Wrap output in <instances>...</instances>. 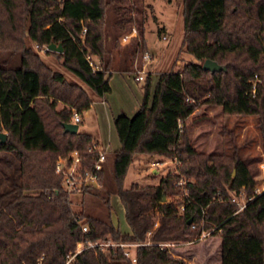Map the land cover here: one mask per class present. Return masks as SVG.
I'll return each instance as SVG.
<instances>
[{
  "label": "trees",
  "instance_id": "1",
  "mask_svg": "<svg viewBox=\"0 0 264 264\" xmlns=\"http://www.w3.org/2000/svg\"><path fill=\"white\" fill-rule=\"evenodd\" d=\"M110 3L0 0V130L8 133L0 149L16 151L21 159L20 181L0 193V264H66L78 242L107 237L138 242L136 261L121 245H95L83 247L71 264H185L162 243L197 240L212 228L210 234L221 238V264H264V190L255 193L256 173L238 152L195 149L185 125L199 99L206 98L205 103L221 105L226 114L257 115L264 150V0H182L183 46L198 60L209 58L224 68L211 71L192 61L181 70L160 73L155 87L147 75L136 113L114 118L121 146L113 154L114 186L108 193L120 197L131 231L115 222L109 197L106 216L74 208L55 165L60 154L74 149L94 162L95 155L87 151L93 136L64 127L73 121V109L82 115L93 99L82 85L50 67L33 42L40 49L62 43L63 52H45L56 54L103 97L111 91ZM140 33L145 50V28ZM88 55L97 57L100 69L93 68ZM136 153L177 156L179 170L168 171L159 183L126 186ZM106 173L107 165L100 172L104 185ZM181 177L185 188L177 184ZM242 187L255 196L238 210L230 198ZM219 189L224 200L216 197ZM99 191L87 186L81 193L85 198ZM168 195L173 197L167 200ZM77 217L89 224V231H83Z\"/></svg>",
  "mask_w": 264,
  "mask_h": 264
},
{
  "label": "rangeland",
  "instance_id": "2",
  "mask_svg": "<svg viewBox=\"0 0 264 264\" xmlns=\"http://www.w3.org/2000/svg\"><path fill=\"white\" fill-rule=\"evenodd\" d=\"M140 28H145V50ZM131 30L135 33L133 37L124 40L126 33ZM107 33L108 57L111 59V66L116 70L115 74L109 77L113 89L108 93L109 96L107 95L109 102H107V108L110 107L108 109L111 119L108 120L103 112L105 106L97 103L82 112L80 123V131L96 134L99 124L97 118L101 117L103 135L111 140L106 184L98 188L100 190L98 194L90 193L83 198L81 192H73L70 194V199L78 211L86 208L92 214L106 216L108 205L105 200L109 197L115 222H121V227L127 228V222L123 223L124 207L120 197L115 192L108 193L114 186L111 176L113 154L115 146L119 145L113 118L123 113L121 108H125L129 116L136 113L138 109L134 108V102L142 92L144 81L128 78L125 74L122 75L119 69L133 65V74H142L135 68L137 65L145 70L143 74L145 78L150 75L155 87L160 73L181 70L192 61L203 64L205 60H198L182 44L184 35L182 0H111L107 11ZM33 46L50 67L62 72L68 81L82 85L92 97H98L80 77L62 64V59L56 54H47L43 50L45 46L40 49L34 42ZM146 53L151 56L148 60L144 57ZM93 59L98 60L95 56ZM256 78L257 75L252 80L254 84ZM205 100L206 98H200L198 107L185 120L194 148L204 153H240L256 173L257 184L263 185L264 150L262 134L258 127V116L226 114L221 105L207 104ZM62 106L63 103L58 105L59 108ZM177 168L175 160H172L170 156L136 153L126 175L125 185L129 186L135 181L140 184L159 183L163 175L168 171H178ZM20 176L21 159L18 153L0 149V193L18 183ZM46 192H51V189H46ZM172 197L168 195L167 200ZM158 221L157 213L155 222ZM169 242L167 246L171 252L175 256L183 257L185 264H221V238L217 234H207L197 240ZM129 248L135 253V246ZM73 259L70 261L72 262Z\"/></svg>",
  "mask_w": 264,
  "mask_h": 264
},
{
  "label": "built area",
  "instance_id": "3",
  "mask_svg": "<svg viewBox=\"0 0 264 264\" xmlns=\"http://www.w3.org/2000/svg\"><path fill=\"white\" fill-rule=\"evenodd\" d=\"M86 28H84V32H86ZM130 35L126 34L124 36V40L128 38ZM38 46V45H37ZM44 51L48 50V46L44 45ZM147 60L151 58L149 53H146L144 56ZM87 59L89 60L90 64L93 66L95 70L100 69L99 60L95 61L92 55H88ZM138 64V63H136ZM135 68L139 73L136 74L135 79L138 81L144 80L145 76L143 75L145 70L140 69L137 65ZM255 90V88H253ZM82 121L81 114L78 110L73 109V121L74 123H79ZM87 151L93 153L95 155V160L92 163H88L85 160V157L80 153L79 150L74 149L69 151L66 154H60L57 158L55 170L58 174L62 176V186L66 189L70 194L73 192H81L84 187L90 186L94 188H102L104 186V182L101 179L100 172L102 169L107 165L108 160V147L101 142L93 141L87 148ZM172 160H175L176 165L180 163V159L177 156L171 157ZM263 170H264V163H263ZM177 184H180L185 188V178L181 177ZM264 190V183L263 185H258L255 188V193H260ZM255 195H247L245 192V188L242 187L239 191L233 194L230 198L231 201L236 202L238 204V210L243 208L251 199L254 198ZM216 197L220 200H224L225 198L222 196L221 189H219L216 193ZM184 205L180 204V209L182 210ZM205 211V210H204ZM205 216V214H204ZM78 221L81 222L83 231H89L90 226L87 222L83 221V218L77 217ZM195 226V224H193ZM214 228L210 230H203L200 237H204ZM138 242L135 241H122V240H114L111 237L103 238V239H96V240H84L78 242L77 248L75 252H73L66 264H69L72 258L75 257V254L79 252L85 246H95L98 245L102 249H107L108 246H116L121 245L124 247V252L127 256H130L132 260L136 261V254L131 251L129 247L135 246ZM164 245H169L170 242H163Z\"/></svg>",
  "mask_w": 264,
  "mask_h": 264
},
{
  "label": "crops",
  "instance_id": "4",
  "mask_svg": "<svg viewBox=\"0 0 264 264\" xmlns=\"http://www.w3.org/2000/svg\"><path fill=\"white\" fill-rule=\"evenodd\" d=\"M135 33L134 32H131L129 35V37L131 38V37H133V35H134ZM133 64V63H132ZM132 69H133V65H130V67L129 68H127V67H122L121 69H119V71H121V74L123 75V74H125L128 78H134L133 80H135V81H138V80H136L135 79V75L133 74V71H132ZM110 70H112V73L109 75V77H111L112 75H114L115 74V69L113 68V66H110ZM123 78V77H122ZM110 79V78H109ZM124 79V78H123ZM142 81V80H141ZM110 85H111V82H110ZM152 87H154V85L152 84ZM113 89V86H111V90ZM109 93V92H108ZM108 93H106L103 97H99L98 95V97H92V95H91V97H92V99H93V102H92V104L90 105V107L88 108V109H90L92 106H94L95 104H97V103H101L102 105H104L105 107H104V110H103V112H104V114H106L107 115V117H108V120H110L111 118V116L109 117V109H110V107H108L107 108V102H108V99H107V95H108ZM109 96V95H108ZM97 98V99H96ZM142 98H143V89H142V92H140V94L137 96V98H136V101L134 102V108L135 109H139L138 108V106L140 107V104H141V102H142ZM109 103V102H108ZM121 111H123V112H125L126 114H128V112H126V110H125V108H121ZM103 114V115H104ZM103 115H101V116H103ZM129 115V114H128ZM98 119V122H99V124H98V133H91V132H89V131H83V132H86V133H88V134H90V135H92L93 136V138H94V141H97V142H101V143H103L104 145H106L107 147H108V154H109V156H110V151H111V140H110V138L108 139V138H106L104 135H103V129H102V126H101V122H102V119H101V117H99V118H97ZM82 122V121H81ZM113 125H114V118H113ZM79 130H80V126H79ZM120 146H121V144H120V141H119V145L118 146H115V148H114V153L116 152V151H118L119 149H120ZM263 183H264V178H263ZM123 205V204H122ZM124 207V206H123ZM124 221H123V223L126 221L127 222V228H122L121 227V222H117L118 223V225L120 226V228L122 229V231H131V227H130V225H129V223H128V221L126 220V217H125V209H124Z\"/></svg>",
  "mask_w": 264,
  "mask_h": 264
},
{
  "label": "water",
  "instance_id": "5",
  "mask_svg": "<svg viewBox=\"0 0 264 264\" xmlns=\"http://www.w3.org/2000/svg\"><path fill=\"white\" fill-rule=\"evenodd\" d=\"M48 50H53V51H58V52H63V46L62 43H55L52 42L48 45ZM203 68L208 69L211 71H216V70H222L224 67L220 64H218L216 61L212 59H205L203 63ZM64 127L66 131H69L71 133H77L79 131V124L74 123V122H67L64 123ZM8 133L6 131L0 130V143H3L7 140ZM166 198V196H164ZM191 220H189L190 222Z\"/></svg>",
  "mask_w": 264,
  "mask_h": 264
}]
</instances>
